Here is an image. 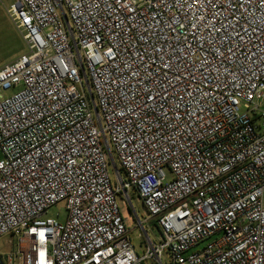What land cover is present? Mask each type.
Masks as SVG:
<instances>
[{
    "label": "built area",
    "instance_id": "1",
    "mask_svg": "<svg viewBox=\"0 0 264 264\" xmlns=\"http://www.w3.org/2000/svg\"><path fill=\"white\" fill-rule=\"evenodd\" d=\"M5 13L27 51L0 66V264H264V0Z\"/></svg>",
    "mask_w": 264,
    "mask_h": 264
},
{
    "label": "rangeland",
    "instance_id": "2",
    "mask_svg": "<svg viewBox=\"0 0 264 264\" xmlns=\"http://www.w3.org/2000/svg\"><path fill=\"white\" fill-rule=\"evenodd\" d=\"M14 0H0V66L7 64L15 60L20 55L27 51L25 44L21 37L16 32L12 24L10 23L6 13L5 7H9ZM15 90H8L5 94H11ZM164 172L168 179L171 178V173L164 168ZM111 181H114V170L111 166L109 168ZM121 209L128 212L129 219L127 225L129 227V237L134 247L139 251L142 243L145 241L144 231L139 227L137 219L140 221L144 218V210L140 202L137 200L135 192L130 193V202H127L125 198L120 197L118 199ZM66 210L64 202H59L49 208L46 211L45 218L55 219L58 222H63L66 218ZM126 214V213H125ZM144 230L148 233V236L153 238L156 234L155 228L152 222H148L144 225ZM17 238L9 235L0 238V254H8L16 252ZM168 259H163L164 264H168ZM145 264H151V262H145Z\"/></svg>",
    "mask_w": 264,
    "mask_h": 264
}]
</instances>
